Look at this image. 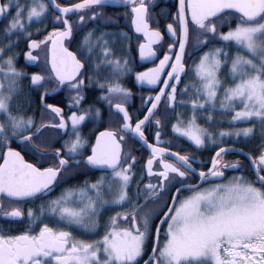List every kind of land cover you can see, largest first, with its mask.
<instances>
[{
    "label": "snow or ice",
    "instance_id": "1",
    "mask_svg": "<svg viewBox=\"0 0 264 264\" xmlns=\"http://www.w3.org/2000/svg\"><path fill=\"white\" fill-rule=\"evenodd\" d=\"M155 2L79 0L64 6L57 0H0V19L6 21L0 28V218L9 225L27 223V230L17 235L9 234L0 224V264H140L146 254L143 264H264V0H178L175 12L161 10V15L170 16L165 29L171 42L155 67L135 74L138 84H146L150 90L159 87V91L141 97L143 115L137 116L133 125L126 107L133 93L120 82L132 71L133 61L127 54L133 37L123 30H105L116 21L105 19L98 9L110 3L130 9L123 15L130 17L131 29L143 36L138 53L141 61H147L158 57L155 46L164 40L162 31L150 25ZM50 15V24L30 30L33 21L43 24ZM70 15L78 19L73 21ZM49 26L51 31H47ZM225 26L228 31H222ZM44 31L47 35L42 39L33 38ZM72 40L78 44L75 53L65 46ZM21 41H26L23 56L28 62L38 61L34 51L46 48L50 70L29 76L18 69L21 53L13 50ZM232 47L237 52L229 66L228 49ZM189 48L192 53L202 51L191 65L186 59L192 57ZM224 67L229 70L222 80ZM102 70L107 74L101 78ZM164 72L166 77L161 75ZM189 73L192 83L180 89ZM24 79L30 81L26 90L21 85ZM92 84L101 92L97 101L108 106L109 121L119 123L115 129L108 127L96 134L89 153L90 140L83 135L82 124L88 118H102L95 102L80 108L86 99L83 90ZM61 87L74 93L69 108L77 111L68 116L62 107L45 102ZM40 88H44L38 97L40 106L54 122L37 127L35 119L25 115L23 105L30 106L31 92ZM178 95L189 98L178 100ZM217 101L219 111L231 116L230 125L252 126L218 134L201 127L197 120L211 123ZM177 105L190 106L192 115L184 120L183 113H177L171 131L197 150L208 145L216 148L207 171H197L194 156L161 146L165 144L161 139L163 120ZM205 110L206 117L197 116ZM157 115L161 118L153 121ZM153 124L155 142L150 143L146 132ZM257 127L261 142L254 151L223 146L226 139L234 138L235 143L253 138ZM49 130L68 139L53 152L37 151L33 141ZM128 140L139 147L126 150ZM28 151L52 156L56 163L49 167L28 163L21 154ZM134 151L147 152L139 171L136 165L143 157ZM230 152L248 160L252 178L236 175L223 183L213 182L224 178V169H242L239 161H223ZM81 169L104 174L47 199L66 177ZM189 177L198 178L199 183L184 187ZM182 192L190 194L181 197ZM166 194L171 203L161 204ZM116 208L125 210L105 219V212ZM53 218L57 227L50 226ZM80 230L82 235L98 238L78 239L74 231Z\"/></svg>",
    "mask_w": 264,
    "mask_h": 264
},
{
    "label": "flooded vegetation",
    "instance_id": "2",
    "mask_svg": "<svg viewBox=\"0 0 264 264\" xmlns=\"http://www.w3.org/2000/svg\"><path fill=\"white\" fill-rule=\"evenodd\" d=\"M23 2V0H21ZM58 3H61L64 6H68L69 4L72 3H77L79 0H57ZM178 4V0H156L155 5L151 8V20H150V25L152 27H158L163 34L164 40L163 43L160 45L155 46L158 50V57L155 58L154 60H147V61H141L138 53V43L143 41V36L140 34H136L134 30L131 29V24H130V17L125 18L124 13L130 11V9H126L123 6L116 5L114 3H110L108 6H106L103 9H98V11H103L104 13V18L105 19H112L116 21V25H108L107 29L108 31H126L133 37L131 41V48L130 51L128 52V58L133 61L132 64H130V67L132 68L131 73H129L127 76L123 77V79L120 81L123 86L126 88L130 89L133 95L131 96L128 105L126 107L128 108L129 113L133 116V125L135 124V119L137 116L139 118H142V111L141 109V97H147V96H154L155 92L159 91V87H156L154 90H150V86L146 84H138L135 80V74L136 72H143L146 71L149 68L155 67L156 64L159 63V59L163 57L164 51L167 50V44L171 42V37L166 33L165 26L167 23L170 22V16L169 15H161V10H164L168 13H172L176 11V5ZM90 14V13H89ZM50 19L51 15L49 16L48 20H45L43 24H40L38 22L33 21L31 31L35 32L37 28H44L45 24H50ZM71 20H77L78 16L76 15H70ZM6 23L5 20L0 19V28L4 26ZM97 24H100L101 21H97ZM117 25L119 27H117ZM234 26V24H233ZM88 27H92V25H89ZM52 28L49 26L47 28V31H51ZM47 31L42 32L39 36H34V39H42L43 36L47 35ZM222 31H228V27L225 26L222 28ZM99 34V33H97ZM139 35V39H136V37ZM15 39V37H13ZM26 41H21L20 47L18 49H14L13 51H19L21 54L17 59L16 67L25 73H27L29 76L33 72H39V73H44L45 69L50 70V65L47 64V49L44 47H41V49L34 51V55L38 56V61L36 62H28L26 61L25 57L23 56V52L27 51L26 48ZM65 46L68 47L69 51L72 52H77L78 44L76 40L72 41H66ZM204 50V49H203ZM206 51V50H205ZM189 52L192 53V49H189ZM202 52V51H201ZM201 52H195L192 53V56L196 57L199 55ZM174 58V57H173ZM187 63L190 58H187ZM189 65V64H188ZM170 67V66H168ZM46 74V73H45ZM88 72H85V75H88ZM106 70L101 71V78L106 75ZM163 77L167 76V72H164L161 74ZM188 75L183 77V81L179 84V88L183 89L185 84H186V78ZM30 83L28 79H24L21 82L22 87L25 88L26 86ZM87 83V81H86ZM159 86H163L162 81L158 82ZM52 85H46V87H51ZM44 91V88H40L38 90L32 91L31 92V97L33 102L31 103L30 106L27 105V103H24L23 107L27 108V111L25 115L27 116H32L35 121L37 127H39L41 124H49L54 122V118L51 116L50 113L45 112L42 110L39 102V94ZM74 95V93H71L67 90L65 87H61L57 89L55 93H51L47 98H46V103H55L58 106L62 107L64 109L65 116H68L71 114L72 111H77V108H69V99L70 97ZM83 95L86 97V99L83 101V103L80 105V108H87L89 104H93L95 102V107H98L101 109L102 112V118L100 120H96L95 118H88L86 121L82 124L81 131L83 135L90 140V144L88 145L87 151L90 153V147L91 143L95 142V136L98 134L100 131H104L105 128L111 127L115 129L117 127V124L119 123V120H114L112 122L109 121L108 118V106L106 102L103 101H97V97L101 95V92L99 88L95 85L92 84L88 87H86L83 90ZM25 98V92L21 93V99L23 100ZM178 100L181 99H186V96H177ZM163 105L160 106L161 112L163 111ZM176 109L174 111H169L167 113V119L174 115L176 117ZM143 111H146V108L143 109ZM161 118L160 115L154 116L153 121L156 119ZM166 119L163 120V122ZM246 125H249L248 123H240L241 128H244ZM233 126V125H232ZM154 124L149 125L148 130L146 132V135L149 138V142L154 143ZM208 131L218 134L220 130H229V128H211V127H206ZM57 130H49L44 133V135L40 136L37 138L36 141H33V143L36 145L37 151H46V152H53L55 148L59 147L60 144L63 142V140L68 139L67 136L60 137L56 134ZM162 131V129H161ZM161 139L165 141L164 145L161 146H170V150L173 151H179L180 154H188L191 156H194V158L198 161V164L194 165V167H197V171L200 170H207V167H210L211 165V156L214 154L216 151V148L212 145H208L206 149H199L200 151H205L207 149L213 150L211 152L210 157L207 158V155L201 156L196 150V148L191 145L189 141L186 142L180 141L179 139H172L170 136H161ZM234 138L232 139H226V142L223 146H231V147H236V148H242L243 150L247 152H252L250 147L253 149L256 148V146L260 143V137H259V129H257L256 134L253 136V138L245 140L244 138H241L239 140H236L235 143L233 142ZM250 146V147H249ZM13 148H16L19 150L18 145L15 143L12 144ZM128 147L131 148H138L139 145L134 143L132 140H128L126 150ZM214 147V148H213ZM213 148V149H212ZM6 150V149H5ZM136 153L137 157H143V159L140 160V162L136 165V170L139 171L141 165L144 163V161L147 159V152L146 151H134ZM25 161L29 163H33L39 167H49L52 166L56 161L52 156H40L36 155L31 151L28 152H22L21 153ZM2 159H0L1 163ZM223 161L227 163H233L236 161H239L241 165L243 166L242 169L240 170H231V169H224L223 171L225 172L224 178L214 180L213 182H222L225 180L230 179L233 176L236 175H247L251 173V169L248 167V160L243 156L239 155L236 152H230L224 155ZM104 173H101L100 171L97 170H85L81 169L76 175L66 177V182L61 183L59 186L55 188V190L51 193L50 196L47 197L48 200L55 199L57 196L61 194V192L66 189V188H79L83 186V182L87 179L91 182H94L98 177L103 175ZM139 179V176H137V180ZM199 180L198 178H192L189 177L187 181H185L184 187H187L190 184H195ZM145 183L147 182V177L145 173ZM208 184L205 183L203 186L206 187ZM142 186V185H141ZM176 187H181L180 184H177ZM133 189H135V183L133 184ZM171 192L175 191V188H172L170 190ZM186 193V194H185ZM185 194V195H184ZM188 192H182V196H187ZM171 198L170 195L166 194L165 196L161 197L160 203H165L168 202L170 203ZM37 204L39 201L36 202ZM29 205H25L24 207L27 208ZM120 209V208H119ZM121 210V209H120ZM117 211L116 209L113 210H108L105 212V219L109 215H113ZM158 222V221H157ZM50 226L52 227H57L58 225L55 223L54 218L50 221ZM15 227H20L24 228L27 230V223L25 222L24 224L20 223H15ZM68 230V229H66ZM35 231H39V228L37 227ZM165 231L163 230L161 233H164ZM82 230L80 231H74V235L78 239H96L98 237L96 236H90V235H82ZM162 236V235H161ZM160 236V237H161ZM146 259V258H145ZM144 259V260H145Z\"/></svg>",
    "mask_w": 264,
    "mask_h": 264
},
{
    "label": "rangeland",
    "instance_id": "3",
    "mask_svg": "<svg viewBox=\"0 0 264 264\" xmlns=\"http://www.w3.org/2000/svg\"><path fill=\"white\" fill-rule=\"evenodd\" d=\"M207 51L208 49H204L203 51ZM228 51H229V59H228V65L230 66V63H231V57L232 56H234L235 54H236V52H237V49L235 48V47H232L231 49H228ZM202 54V52L201 53H199V55H201ZM199 55H197L196 57H198ZM196 57H194V56H192L189 60H188V64L189 65H191L192 64V59H194V58H196ZM228 67H224L223 69H222V71H221V73H220V77H221V79L222 80H225L226 79V77H227V74H228ZM192 74L191 73H189L188 74V76H187V78H186V84H191L192 83ZM221 92H222V89H221ZM191 94V93H190ZM189 94V95H190ZM188 96L186 95V99H184V100H188ZM177 113H183V116L181 117L182 119H184V120H187L191 115H192V112H191V109H190V106L189 107H180L179 105H177V109H176V114ZM186 113H187V116H185L186 115ZM197 114V116L198 117H206L207 115H208V111L207 110H205V111H203V112H197L196 113ZM213 117H214V119H213V121L211 122V123H209L208 121H206V119H204V118H200V119H198L197 120V123L201 126V127H203L202 126V120H204L205 121V123L207 124H209V126L211 127V128H217V129H219L218 128V125H221L222 123H225L224 125H226V127H222V128H241V126H240V123H237L236 125H230L229 123H228V121H230V119H231V116L230 115H228V114H223V113H221L220 111H219V103H218V101H217V110H215V111H213ZM176 118V117H175ZM215 125H216V127H215ZM252 125H246L245 127H251ZM204 128H206V127H204ZM257 129H259L258 127H257ZM227 180H225V181H222V182H216V183H223V182H226ZM208 186V185H207ZM206 186V187H207ZM190 193H188L187 195H189ZM183 197V196H182ZM121 209V210H120ZM117 208V211H121V212H123L125 209H122V208ZM166 228H167V225L165 224V226H164V231L166 230ZM86 239V238H85ZM163 239H164V237H163ZM163 239H162V241H161V243L163 242Z\"/></svg>",
    "mask_w": 264,
    "mask_h": 264
},
{
    "label": "trees",
    "instance_id": "4",
    "mask_svg": "<svg viewBox=\"0 0 264 264\" xmlns=\"http://www.w3.org/2000/svg\"><path fill=\"white\" fill-rule=\"evenodd\" d=\"M189 49H191V48H189ZM185 116H187V113H186V115ZM176 122V118L174 117V115H172L171 117H169L168 119H166L163 123H164V127L162 128V133H163V135L166 137V136H170L172 139H179L180 141H184V142H186V139L184 138V137H178L175 133H173L172 131H171V126H172V124L173 123H175ZM225 123H222L221 125H218V128H222V127H226V125H224ZM202 126L203 127H210L209 126V124L207 123H205V121L204 120H202ZM215 127H216V125H215ZM261 142V141H260ZM250 147V146H249ZM214 148V147H213ZM212 148V149H213ZM252 150H255V149H253L252 147H250ZM197 150V149H196ZM213 151V150H212ZM211 150H209V149H207V150H205V151H200V150H197V152L199 153V154H201V156H203V155H207V158L208 157H210V155H211V152H212ZM133 154L134 155H136V153L135 152H133ZM245 176H247L249 179H251L252 177H251V175L250 174H247V175H245ZM186 194V193H185ZM184 194V195H185ZM168 203V202H167ZM163 204V203H162ZM123 209V208H122ZM0 224H2V226H3V228L6 230V231H8L9 232V234H12V235H17V234H20V232H21V230H25L23 227L22 228H20V227H15V223L14 224H12V225H9V224H7V223H4L3 222V218H0ZM165 226V225H164ZM164 230V227H163V229L161 230V232ZM101 232H102V229H101ZM162 235V236H161ZM160 240L162 241V239H163V237H164V233H160ZM150 247L147 249V252L149 253L150 252ZM147 257V254L143 257V259H141V261H140V264L144 261V259Z\"/></svg>",
    "mask_w": 264,
    "mask_h": 264
},
{
    "label": "water",
    "instance_id": "5",
    "mask_svg": "<svg viewBox=\"0 0 264 264\" xmlns=\"http://www.w3.org/2000/svg\"><path fill=\"white\" fill-rule=\"evenodd\" d=\"M151 143V142H150ZM226 147H231V146H226ZM237 149H241V148H237ZM171 151H173V150H171ZM243 151H245V150H243ZM245 152H247V151H245ZM215 153V152H214ZM3 161H1V163H2ZM27 162V161H26ZM29 163V162H28ZM211 166V165H210ZM207 171V170H206ZM215 180H218V179H215ZM197 183H199V181L197 182ZM197 183H195V184H197ZM170 203H171V201H170ZM166 210V209H165ZM153 239H155V237L153 238ZM150 252H151V249H150ZM149 252V253H150ZM148 257H146V259H147ZM145 259V260H146ZM141 264H143V262L141 263Z\"/></svg>",
    "mask_w": 264,
    "mask_h": 264
}]
</instances>
